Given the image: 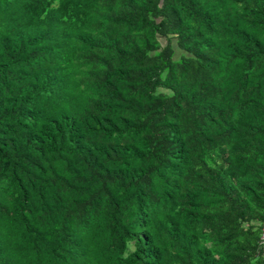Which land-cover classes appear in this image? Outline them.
I'll list each match as a JSON object with an SVG mask.
<instances>
[{"label":"trees","instance_id":"obj_1","mask_svg":"<svg viewBox=\"0 0 264 264\" xmlns=\"http://www.w3.org/2000/svg\"><path fill=\"white\" fill-rule=\"evenodd\" d=\"M263 228L264 0H0V264H264Z\"/></svg>","mask_w":264,"mask_h":264},{"label":"rangeland","instance_id":"obj_2","mask_svg":"<svg viewBox=\"0 0 264 264\" xmlns=\"http://www.w3.org/2000/svg\"><path fill=\"white\" fill-rule=\"evenodd\" d=\"M162 44H163V45H166V41H165V39H163V38H162Z\"/></svg>","mask_w":264,"mask_h":264},{"label":"built area","instance_id":"obj_3","mask_svg":"<svg viewBox=\"0 0 264 264\" xmlns=\"http://www.w3.org/2000/svg\"><path fill=\"white\" fill-rule=\"evenodd\" d=\"M262 239H263V241H264V228H263V238H262ZM263 251H264V247H263Z\"/></svg>","mask_w":264,"mask_h":264}]
</instances>
